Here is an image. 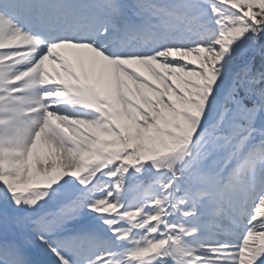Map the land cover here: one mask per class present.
I'll return each instance as SVG.
<instances>
[{
    "label": "snow or ice",
    "instance_id": "1",
    "mask_svg": "<svg viewBox=\"0 0 264 264\" xmlns=\"http://www.w3.org/2000/svg\"><path fill=\"white\" fill-rule=\"evenodd\" d=\"M0 264H264V0H0Z\"/></svg>",
    "mask_w": 264,
    "mask_h": 264
}]
</instances>
